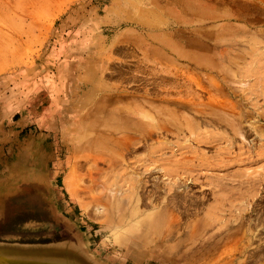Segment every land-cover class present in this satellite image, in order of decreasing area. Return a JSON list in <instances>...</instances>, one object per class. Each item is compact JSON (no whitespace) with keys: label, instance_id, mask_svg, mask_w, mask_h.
I'll return each instance as SVG.
<instances>
[{"label":"rangeland","instance_id":"1","mask_svg":"<svg viewBox=\"0 0 264 264\" xmlns=\"http://www.w3.org/2000/svg\"><path fill=\"white\" fill-rule=\"evenodd\" d=\"M87 159L83 209L64 183ZM5 192V242L264 264V0H0Z\"/></svg>","mask_w":264,"mask_h":264},{"label":"bare ground","instance_id":"2","mask_svg":"<svg viewBox=\"0 0 264 264\" xmlns=\"http://www.w3.org/2000/svg\"><path fill=\"white\" fill-rule=\"evenodd\" d=\"M90 159H87L85 161L86 166L88 165V163H90ZM96 167V160L93 159L91 164L88 165L87 167H85V173L81 174L82 170H83V166L79 165L78 163L72 166V169L68 172L67 177L65 178V189L70 193L71 197L74 199L79 200L80 203V207H82L83 209H86L89 204H85L83 203L81 200L82 198V194L85 192L84 190H87L90 194L94 192L93 186L92 184L94 183V178H93V171L94 168ZM31 177V176H30ZM28 178V177H27ZM19 180V179H18ZM23 181V180H22ZM33 181V180H32ZM31 182V181H30ZM85 182H87L88 186H86V188L84 189L83 186L85 184ZM12 184V183H11ZM14 185V184H13ZM120 186H117L116 189H118ZM104 189V187H102ZM101 188V189H102ZM122 190H116V191H112L110 190H104L101 191V193L103 195H105V198L107 201H109V207L103 203H99V204H95L92 205L93 206V211L97 214H105L108 209H112L113 211L115 209H118L119 204L122 202V197H116V194L120 193L123 194ZM101 194V195H102ZM102 197V196H101ZM128 201H132V209L130 211V216L131 218H134L137 214H138V199L134 196V194L132 196L129 197ZM106 203V202H105ZM107 217V216H104ZM145 222L149 221L148 223H152L155 220V217L153 216V214L146 216L144 218ZM137 223V221H136ZM66 249H63L65 253L68 254V256L72 255V251L70 250L71 247H66ZM64 253V254H65ZM36 253L32 254V253H24L22 254V256H14L15 258H17L18 260H21L26 262L25 264H73V260H71V257H66L64 261V259L62 257L60 261H58L56 258L57 257V253L53 252V250H47L44 254V257L42 256H38L35 255ZM54 255V256H52Z\"/></svg>","mask_w":264,"mask_h":264},{"label":"water","instance_id":"3","mask_svg":"<svg viewBox=\"0 0 264 264\" xmlns=\"http://www.w3.org/2000/svg\"><path fill=\"white\" fill-rule=\"evenodd\" d=\"M7 193L0 194V228L7 227L8 219L6 218V212L7 208L2 203V200L6 199ZM15 220V218H14ZM7 223L6 225H4ZM4 231L3 233H0L1 237L8 238L11 235H9V232ZM66 247H71L72 255L68 256L67 253L64 252L63 249H66ZM47 250H53V252L57 253L56 258L58 261L61 260L60 257L63 255L64 261L66 257H71V260H73V264H92L90 261H88L86 258L81 256L78 251L74 249V246L71 242L68 241H59V242H52L47 241L44 243H30V242H5L0 240V264H25L26 262L21 260H18L14 256H22L24 253H36L35 255L43 256ZM65 253V254H64ZM54 256V255H52Z\"/></svg>","mask_w":264,"mask_h":264}]
</instances>
